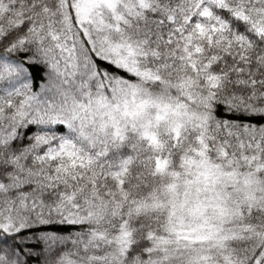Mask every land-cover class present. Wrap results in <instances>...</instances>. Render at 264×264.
Segmentation results:
<instances>
[{
	"label": "snow or ice",
	"instance_id": "obj_1",
	"mask_svg": "<svg viewBox=\"0 0 264 264\" xmlns=\"http://www.w3.org/2000/svg\"><path fill=\"white\" fill-rule=\"evenodd\" d=\"M0 264H264V0H0Z\"/></svg>",
	"mask_w": 264,
	"mask_h": 264
}]
</instances>
